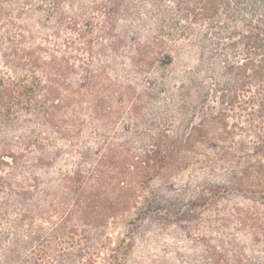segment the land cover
<instances>
[{
  "label": "trees",
  "instance_id": "1",
  "mask_svg": "<svg viewBox=\"0 0 264 264\" xmlns=\"http://www.w3.org/2000/svg\"><path fill=\"white\" fill-rule=\"evenodd\" d=\"M0 34V264H131L158 221L264 264V0H0Z\"/></svg>",
  "mask_w": 264,
  "mask_h": 264
},
{
  "label": "rangeland",
  "instance_id": "2",
  "mask_svg": "<svg viewBox=\"0 0 264 264\" xmlns=\"http://www.w3.org/2000/svg\"><path fill=\"white\" fill-rule=\"evenodd\" d=\"M12 4L19 6L17 2H12ZM17 21H18L17 26H19L20 28L26 26L25 20L23 19V17H18ZM5 23L9 26V28L11 27L9 21H6ZM0 37H1V34H0ZM2 45L3 44H0V47H2ZM17 53H21V52L17 51ZM1 69H3L4 71L5 70L4 66L3 67L1 66ZM86 100L87 99H84V101ZM108 116L115 117L114 115L109 114V115H105V117L103 118L106 119ZM236 118L237 117H235V119ZM240 118L241 119L239 123L240 125H242L244 123L243 117H240ZM107 125L109 126H106V130L105 131L103 130V132L108 136L107 138H112V140L116 139L119 141L127 139V137L124 138L125 133L122 128H120L119 130L116 129V125H117L116 120L112 119V123H108ZM218 126H221V124L219 122L214 121L213 124L212 123L210 124L209 129L211 132L217 133L219 131ZM261 162H264V158H261L260 161L259 160L256 161L255 164L261 165ZM197 166L200 167V164L199 165L192 164V166H190V169H194V167L196 168ZM238 213H242V215L237 214L238 216H243V217L249 216L247 215L248 212L244 208L239 209ZM255 215H258L259 216L258 219H260L258 221L259 223H258L257 231L263 230L264 208L256 207L254 210H252L250 221L253 217H255ZM154 225L155 226H153L152 228L145 229L144 232L142 233L140 242L138 243V246H137L135 258L133 259L131 264H176L179 262L178 260H176L173 252L175 249L182 248L183 245L187 244V239L184 240V238H186L184 237L185 234L184 233L180 235L176 234L177 233L175 232L176 227L170 224L168 221L166 222L158 221L154 223ZM242 225H244L243 221H242ZM245 227H247V224ZM122 230L123 228L121 225V221L115 220L113 221V223H111L107 227L105 236L103 238H106V236L108 235L110 238L116 239V237L119 235V233ZM259 237L262 238L261 236H258V238Z\"/></svg>",
  "mask_w": 264,
  "mask_h": 264
}]
</instances>
